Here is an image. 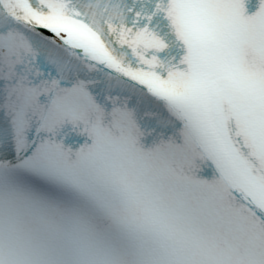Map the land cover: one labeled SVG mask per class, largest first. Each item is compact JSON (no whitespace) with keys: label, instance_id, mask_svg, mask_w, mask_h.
I'll list each match as a JSON object with an SVG mask.
<instances>
[{"label":"snow or ice","instance_id":"1","mask_svg":"<svg viewBox=\"0 0 264 264\" xmlns=\"http://www.w3.org/2000/svg\"><path fill=\"white\" fill-rule=\"evenodd\" d=\"M0 264H264V0H0Z\"/></svg>","mask_w":264,"mask_h":264}]
</instances>
